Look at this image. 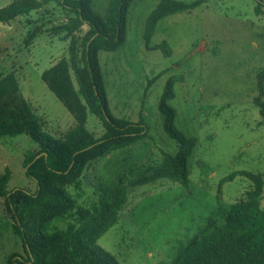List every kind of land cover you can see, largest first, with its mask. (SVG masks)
<instances>
[{
  "label": "rangeland",
  "instance_id": "1",
  "mask_svg": "<svg viewBox=\"0 0 264 264\" xmlns=\"http://www.w3.org/2000/svg\"><path fill=\"white\" fill-rule=\"evenodd\" d=\"M10 1L0 0V7ZM107 2L88 0L99 17ZM168 2L180 8L157 15L146 39V19ZM73 15L51 0L0 22V77L12 74L40 131L58 141L76 121L40 75L67 56L71 35L80 45L88 26L69 34L66 25ZM162 40L169 55L155 47ZM97 55L112 115L148 128L85 164L79 183L67 186L73 208L51 219V227L66 229L72 223L76 229L84 223L79 217L108 206L115 211L114 222L96 242L120 264H165L178 242L186 244L223 222L230 205L254 186V175L260 179L264 210V114L256 101L264 103V77L261 92L258 81L264 68V0H131L123 44ZM160 105L172 109L175 129L195 139L186 161V186L156 176L168 157L179 154ZM85 127L94 137L104 132L90 112ZM39 149L25 134L0 136L6 190L34 194L36 182L25 173L24 158ZM14 254L25 258L0 196V264H8Z\"/></svg>",
  "mask_w": 264,
  "mask_h": 264
},
{
  "label": "trees",
  "instance_id": "2",
  "mask_svg": "<svg viewBox=\"0 0 264 264\" xmlns=\"http://www.w3.org/2000/svg\"><path fill=\"white\" fill-rule=\"evenodd\" d=\"M48 1L51 0H11L0 7V22L38 9ZM55 1L74 14L66 25L69 34L82 24L88 26L80 45L77 46L75 36L71 35L67 56L40 75L47 88L72 114L76 125L65 132L62 141L41 132L28 101L19 93L15 78L12 74L0 77V136L25 134L40 147L24 158L25 173L36 182L34 194L23 188L6 190L8 171L0 174V196L4 198L14 233L25 253V258L12 255L8 264H120L110 251L96 242L114 222L115 211L111 207L92 216L79 217L84 223L76 229L72 223L66 229H59L51 227L49 222L73 208L74 201L67 186L79 183V176L89 160L147 131L144 122L115 117L110 112L97 55L100 50L115 51L123 44L126 12L131 0H108L104 17L93 13L88 0ZM179 8V3L168 2L155 9L146 19L145 38L152 34L157 15H167ZM155 47L165 55L171 52L165 40ZM263 77L264 68L258 73L260 92ZM256 101L264 114V103L259 98ZM160 109L165 114L166 132L179 144V154L168 157L156 176L169 177L186 186V161L195 139L175 129L170 107L160 105ZM88 112L104 127L98 137L85 127ZM152 178L154 175L146 177L145 181ZM253 181L254 186L230 205L223 222L186 244L178 242L165 264H264V210L259 206L258 175L253 176Z\"/></svg>",
  "mask_w": 264,
  "mask_h": 264
}]
</instances>
